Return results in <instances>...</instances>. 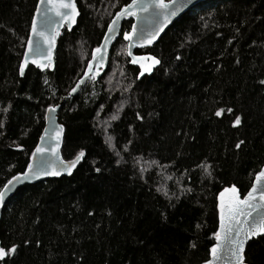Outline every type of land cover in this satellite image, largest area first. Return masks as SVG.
Returning <instances> with one entry per match:
<instances>
[{"label":"trees","instance_id":"obj_1","mask_svg":"<svg viewBox=\"0 0 264 264\" xmlns=\"http://www.w3.org/2000/svg\"><path fill=\"white\" fill-rule=\"evenodd\" d=\"M129 1L76 0V25L61 32L53 68L29 65L20 76L37 0H0V188L27 168L46 111L60 101L61 155L84 152L70 175L9 197L0 248L17 247L0 264H204L216 242L218 193L235 186L244 195L264 165V0L190 8L136 50L160 61L140 79L124 21L102 76L64 98ZM244 255L264 264V234Z\"/></svg>","mask_w":264,"mask_h":264},{"label":"snow or ice","instance_id":"obj_2","mask_svg":"<svg viewBox=\"0 0 264 264\" xmlns=\"http://www.w3.org/2000/svg\"><path fill=\"white\" fill-rule=\"evenodd\" d=\"M192 2L193 0H167V3L165 0H131V3L124 5L116 12L112 21L108 24V31L104 33L106 39L101 47L92 50V59L88 61V68L85 69L84 76H89L90 72L91 77L96 76L97 73L91 71L93 62H97V67L102 66L100 61L102 60L104 46H106L107 41L111 39V33L115 31L120 17L147 13L149 9H155L154 15L158 18L157 23L162 28L163 24L167 23L172 16H175L177 12L192 4ZM41 3L47 5L43 10H41ZM133 9H135V13ZM49 13H54L56 19L53 20ZM76 15L77 10L73 0H41L40 3H37L36 11L32 16L31 30L27 37V46L24 49V59H22L19 64V72L21 75L24 74L25 66L29 63V56L32 57L31 63L35 64V66L41 70L51 66V52L55 45V36L59 35V32L53 33L50 29L53 25L59 27L60 22H67L68 27L71 28L72 24L75 22ZM45 25L48 26V30H46ZM135 28L136 25L134 24L133 30H135ZM149 35L150 38L145 41L147 44H151L152 40L159 35V32ZM34 37L36 38L35 43ZM123 38L131 45L133 39L132 32H125ZM141 39H143V36H141ZM41 41L46 45L45 51L48 53L47 56H44L43 53L39 51ZM129 55H131V53H129ZM142 59L144 58L132 57L133 64H140L141 74L146 71H151L152 65L159 63L158 60L147 57V60L151 63L146 67L144 63L140 62ZM177 59H179V57H177ZM82 79L83 77H81V80ZM260 83L264 85V80L260 81ZM72 91L75 92L76 89L73 88ZM3 111L6 112L7 108L3 109ZM54 111L55 108L51 106L47 109V113H52ZM226 111L232 112V109L229 108ZM215 115L220 117L221 110H217ZM45 118H48L47 114ZM137 118L139 119L140 117L138 116ZM113 119H115V117H113ZM240 123L241 117L237 115L232 121V126L235 127ZM2 125L3 121H0V126ZM62 131V128L57 127V142L52 146L51 151L60 164V170L70 173L71 169L74 168L76 163L84 156V152H78L75 158L69 162L59 160L56 149L59 147L58 136ZM41 139H44L43 134L41 135ZM241 143L243 142L241 141L236 144V147L239 148ZM43 151L44 149L37 145L33 155H37ZM28 168H33L31 162ZM204 170L208 172V166L206 164L204 165ZM97 171H99V169H97ZM35 174V172L25 170L23 173L18 174V176L12 177L11 180L4 184L3 188H0V200H3L5 193L13 184V181L18 180L21 176L27 179L30 175L34 176ZM44 174L57 176L60 174V171L49 170L44 172ZM225 193H230V201L225 204L221 199V203L217 205L220 210V228L213 233L216 243L209 249V255L212 258L206 260L204 264H219V262L225 258L227 264H246L244 255L245 242L258 234H264V168L256 173L252 186L243 196V199L239 198L235 186L225 188L219 194V198H223ZM25 243L27 244L28 241H25ZM16 247L17 246L13 244L7 251H5L4 248H0V260H3L6 256H11L16 250Z\"/></svg>","mask_w":264,"mask_h":264},{"label":"water","instance_id":"obj_3","mask_svg":"<svg viewBox=\"0 0 264 264\" xmlns=\"http://www.w3.org/2000/svg\"><path fill=\"white\" fill-rule=\"evenodd\" d=\"M206 1H208V0H193L192 4L186 6L181 11L177 12V14L175 16H172L167 21V23L163 24L162 28L157 23V19L158 18L155 17V15H154V13L156 11L155 9H149V11L147 13H140L138 15L120 17L119 18V23L117 24L115 31L113 33H111V39H109L107 41L106 46H104V51L102 53V60L100 61L102 66L101 67H97V62L96 61L93 62V66H92L91 71L92 72H96L97 73L96 76L95 77H91V72L89 73V76H84L85 69L88 68V61L92 59V52H91L90 58H89V60L87 61L86 65H85V68L83 70L82 75L77 79V81L74 83V85L68 91L67 95L64 98L74 96L86 84V82L92 81V80H97L98 78H100L102 76L104 70L107 67V63H108L109 53H110L111 47L115 43V41L118 39V37L120 36L121 27H122V24H123L124 21H131L130 29L128 31H125V32H132V34H133V39H132L131 45H129V42L125 41L124 38H123L125 32L122 33V35H121L123 41L126 44V56L129 59V64L139 68V74H138L139 78L138 79H140L144 75H150L154 71V69L159 66L160 61H159L158 57H156L155 55H153L150 52L137 53L136 50H141V49H144V48L151 47L166 32V30L171 26V24L174 21H176V19H178L181 15H183L190 8H193L196 5L201 4L203 2H206ZM40 2H41V0H37L36 5H37V3H40ZM73 2L75 3L76 10H77V15L75 17V22L72 24L71 28L68 27L67 22H60L59 27H56V25L52 26L50 31H52L53 33L58 31L59 35L55 36V45L52 48V52H51V57H52L51 58V66L44 68V70H41V69L38 68L40 71H45L47 69H52L53 68V66H54L55 49H56L57 41H58V38H59L61 32L64 29L71 30L76 25V22H77V19H78V16H79V10H78V7H77L76 0H73ZM165 2L167 3V0H165ZM128 3H131V0ZM36 5H35V9L33 11V14L36 11ZM46 6L47 5L41 3V10H43V8L46 7ZM120 8L116 12H118L120 10ZM116 12L112 16V18L110 19L108 24L112 21V19L115 16ZM133 12L135 13V9H133ZM33 14H32V16H33ZM49 15L52 17L53 20L56 19L54 13H49ZM31 21H32V18H31ZM31 21H30L28 34H29L30 30H31ZM38 24H39V19H38ZM108 24H107V26L105 28L104 33L108 31ZM134 24L136 25L135 30H133V25ZM45 28H46V30H48V26L47 25H45ZM155 32H159V35H157L156 38L154 40H152L151 44H147L145 41L150 38L149 34L155 33ZM104 33H103V36H102V38L100 40V43L98 44V46L96 48L101 47L103 42L105 41L106 38L104 36ZM141 36H143V39H141ZM35 40H36V38L34 37V43H35ZM26 46H27V39H26V42H25V45H24V49H25ZM45 48H46V45L43 43V41H41L40 42L39 51L42 52L44 56H47L48 53L45 51ZM24 49H23L21 60L24 59ZM129 53H131V55H129ZM133 56L138 57V58H144L140 62L144 63L146 67L151 63L149 60H147V57H152V58L158 60L159 63L152 65L151 71H146V72H143L141 74L140 64L139 63H136V64L132 63V57ZM28 59H29V63L26 64L24 73H25V71H26V69H27V67L29 65L36 67L35 64L31 63L32 57L29 56ZM45 63H46V61H45ZM18 71H19V68H18ZM19 75L23 76L24 74L21 75L20 72H19ZM81 77H83L82 80H81ZM78 81H79V83H78ZM73 88L76 89L75 92L72 91ZM61 104H62V101H60L58 104H56L54 106H51V107L55 108V111L52 112V113H47V111H46V114H47L48 118L47 119L45 118V125H44L43 131L41 133V135L43 134L44 139H41V135H40V137H39V139L37 141V144H36V146L34 148V150H35L37 145H39L41 148L44 149V151L39 153V154H37V155H33V153H34V151H33L32 155H31V159H30V162L33 164V168L29 169L28 166H27V168L25 169V170H28L29 172H35L36 174L34 176L30 175L27 179H25V178H23L21 176L18 180L13 181V184L9 187V189L5 193V196H4L3 200H0V216H1L2 207L4 206L6 201L21 186L27 185V184H34V183H37L39 181H43V180H46V179L60 178L62 176H68V175L71 174L72 170L74 169V168H72L70 173L68 171L60 170V164L56 160V158L53 156L52 151H51L52 146L54 144H56V142H57V127L63 129V126L59 123L58 116H57V113H58V110H59V107L61 106ZM45 117H46V115H45ZM58 140H59V147L56 149V151L58 153L59 160H62V161H65V162L72 161L73 159L72 160H64L62 155H61L63 131L59 134ZM262 168H264V165L260 168V170ZM49 170H59L60 174L57 175V176L45 175L44 172L49 171ZM23 172H20L18 174H21ZM18 174L14 175V176H18ZM255 176H256V174H255ZM255 176H254L253 180L255 179ZM11 179H12V177L9 180H11ZM251 186H252V184H251ZM251 186H250V188H251ZM229 187H232V186H229ZM229 187H226V188H229ZM224 189L225 188H223L217 195L218 204L221 203V199L223 200V202L225 204L229 203V201H230V193H225V196L223 198H219V194ZM248 190H247V192H248ZM237 194H238L240 199H243V196L245 195V194L241 195L239 193L238 189H237ZM218 228H220V210H219V217H218ZM259 235H263V234H258L257 236H259ZM257 236L252 237V238H256ZM252 238L248 239L245 242V247H246L247 242L249 240H251ZM219 264H227L226 258L222 259L219 262Z\"/></svg>","mask_w":264,"mask_h":264},{"label":"rangeland","instance_id":"obj_4","mask_svg":"<svg viewBox=\"0 0 264 264\" xmlns=\"http://www.w3.org/2000/svg\"><path fill=\"white\" fill-rule=\"evenodd\" d=\"M125 52H126V46H125ZM212 257H210V259H211Z\"/></svg>","mask_w":264,"mask_h":264}]
</instances>
